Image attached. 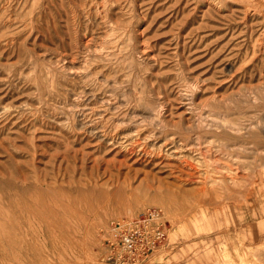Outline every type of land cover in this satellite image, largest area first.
Segmentation results:
<instances>
[{"label": "rangeland", "instance_id": "1", "mask_svg": "<svg viewBox=\"0 0 264 264\" xmlns=\"http://www.w3.org/2000/svg\"><path fill=\"white\" fill-rule=\"evenodd\" d=\"M263 1L0 0V264H105L148 208L139 264H264Z\"/></svg>", "mask_w": 264, "mask_h": 264}, {"label": "built area", "instance_id": "2", "mask_svg": "<svg viewBox=\"0 0 264 264\" xmlns=\"http://www.w3.org/2000/svg\"><path fill=\"white\" fill-rule=\"evenodd\" d=\"M166 226L157 208H148L132 219L112 221L103 231L105 264H139L164 238Z\"/></svg>", "mask_w": 264, "mask_h": 264}, {"label": "bare ground", "instance_id": "3", "mask_svg": "<svg viewBox=\"0 0 264 264\" xmlns=\"http://www.w3.org/2000/svg\"><path fill=\"white\" fill-rule=\"evenodd\" d=\"M263 3H264V1H263ZM146 104H147V102H146ZM151 113V112H150ZM197 117V116H196ZM213 119V118H212ZM223 119V118H222ZM207 121V120H206ZM205 121V122H206ZM224 121V120H223ZM222 122V121H221ZM223 123V122H222ZM226 122H224V124H225ZM223 124V125H224ZM222 125V124H221ZM231 126V125H230ZM234 126V125H233ZM222 128H224V127H222ZM230 128V131H231V133L233 132V133H235L236 131H237V128H235V127H229ZM240 128V127H239ZM226 129V128H225ZM227 130V129H226ZM226 130H221L222 132H224V131H226ZM240 130H242V129H239V131ZM218 131V130H217ZM229 131V130H228ZM239 131H238V133H239ZM225 133V132H224ZM228 134V133H227ZM230 134V133H229ZM237 135V134H236ZM234 136H232V138H233ZM234 139V138H233ZM197 147V146H196ZM186 147H184V149H185ZM189 148V147H188ZM230 148V147H229ZM241 148V147H240ZM227 149V148H226ZM229 151V150H228ZM227 152V151H226ZM231 152V151H230ZM232 153V152H231ZM224 154V153H223ZM243 154V153H242ZM182 155V154H181ZM170 156V155H169ZM182 156H184V154L182 155ZM223 156H225V160L227 159V161L228 162H230V163H232L233 162V164H235L236 163V159L234 158V156H233V154L232 155H230L229 153H226V154H224ZM176 157V156H175ZM196 157V156H195ZM198 157V156H197ZM237 157V156H236ZM182 159V158H181ZM204 159H205V166L207 167V169H209V168H211L212 169V167H218L219 165H220V159L219 158H217V157H211V158H203V162H204ZM195 160V159H194ZM222 160H224L223 158H222ZM224 160V161H225ZM225 163H227L226 161H225ZM238 163V162H237ZM248 163V162H247ZM183 164H184V166H185V168H187V169H189V170H194L195 169V167L193 166V165H191L190 163H187V162H185V161H183ZM239 164V163H238ZM221 166H223V165H220L219 167H221ZM242 166H244V165H242ZM248 167V166H247ZM246 167V168H247ZM233 168H236V167H233ZM238 168H241V169H243L242 167H238ZM237 168V169H238ZM211 169H209V170H211ZM217 169V168H216ZM213 170V169H212ZM222 171H223V174L225 175H223V177H227L228 179H230L231 181H232V183L234 184V182L236 181V175H234V170L231 168V166L228 164V165H224L223 167H222ZM222 171H220V172H222ZM188 172V171H187ZM213 172V171H212ZM237 172V171H236ZM216 173V172H215ZM240 172H238L237 174H239ZM209 174H213V173H209V171H207L206 173H205V180L210 184V186L212 185V184H214V186L216 187V185H215V182H214V180H212L211 179V177L209 176ZM189 176H192L193 174H191V173H189L188 174ZM203 175V174H202ZM212 176V175H211ZM218 176V175H217ZM217 176H215L214 174H213V177H217ZM236 176V177H235ZM204 177V176H203ZM246 177V176H245ZM185 178V177H184ZM219 178H221V177H219ZM188 179V178H187ZM215 179V178H214ZM227 179V180H228ZM215 180H217V179H215ZM221 181H222V179H221ZM237 181H238V179H237ZM205 182V181H204ZM218 182H219V180H218ZM185 184V183H184ZM218 184V183H217ZM222 184H224L223 182H222ZM221 184V185H222ZM226 185V184H225ZM231 186H233L232 184H231ZM223 187H225V186H223ZM204 188V187H203ZM202 190V189H201ZM250 192H252V191H250ZM162 206H164V205H162ZM26 210V209H25ZM27 211V210H26ZM15 212H17V211H15ZM26 216H28L27 214H26ZM28 218V217H27ZM29 224V223H28ZM40 229V228H39ZM2 245V244H1ZM3 248V247H2ZM19 249V248H18ZM3 250V249H2ZM152 253V252H151ZM18 254V253H17ZM20 256V255H19ZM21 263V262H20Z\"/></svg>", "mask_w": 264, "mask_h": 264}]
</instances>
